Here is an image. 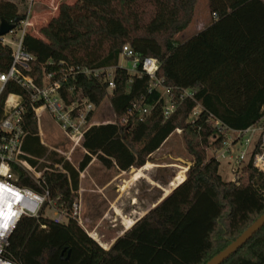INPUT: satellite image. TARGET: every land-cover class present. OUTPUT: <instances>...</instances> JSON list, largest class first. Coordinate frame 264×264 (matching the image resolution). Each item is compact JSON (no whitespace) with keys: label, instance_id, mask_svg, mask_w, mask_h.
Instances as JSON below:
<instances>
[{"label":"trees","instance_id":"1","mask_svg":"<svg viewBox=\"0 0 264 264\" xmlns=\"http://www.w3.org/2000/svg\"><path fill=\"white\" fill-rule=\"evenodd\" d=\"M72 1L60 3L37 36L24 34L22 46L33 57L30 76L40 86L43 73H52L61 81L63 102L78 110L84 102L95 110L107 98L115 120L83 132L84 154L75 168L41 144L34 109L42 103L29 101L16 83L5 84L0 113L7 95L22 97L23 158L42 173L49 195L36 217L18 219L2 257L14 264H206L264 214V173L247 163L237 183L224 182L217 159L206 155L222 147L221 128L244 130L264 116V2L208 0L215 19L177 43L197 0ZM17 17L25 14L1 0L0 20ZM125 45L139 59L136 73L119 66ZM10 55L0 37V73L8 70ZM144 58L157 60L156 78L170 88L167 117L161 92L141 72ZM185 89L194 90L192 98L179 99ZM197 104L200 111L191 118ZM177 129L191 159L185 176L143 217L125 220L128 230L103 249L73 215L79 173L93 158L107 170L136 171ZM12 172L18 186L42 192L23 169L13 166ZM49 203L64 214L62 222L43 215ZM221 264H264V225Z\"/></svg>","mask_w":264,"mask_h":264},{"label":"rangeland","instance_id":"2","mask_svg":"<svg viewBox=\"0 0 264 264\" xmlns=\"http://www.w3.org/2000/svg\"><path fill=\"white\" fill-rule=\"evenodd\" d=\"M1 1V0H0ZM14 3L18 13L27 14L29 12L30 26L26 30L37 36L38 30L51 17L56 15L58 5L62 2L72 3V0H5ZM208 0H197L195 13L190 24L176 36V42L182 43L194 36L200 26L208 20V14L205 12ZM207 24V23H206ZM18 25V24H17ZM21 26V25H20ZM11 37L8 36L6 38ZM119 66L132 73V63L123 58H119ZM111 74L112 70L105 71ZM39 137L47 146H52L57 155L64 157L72 166L77 167V160L82 158L81 147L71 154L68 158L65 156L71 142L49 110L39 109L35 114ZM114 114L111 110L108 99L106 98L95 110L85 127L91 125L113 122ZM225 139L230 136L223 133ZM244 150L240 142L232 145L229 152H225L222 147L215 151L210 148L206 150L208 157L214 156L218 161V175L224 182H231L233 175L231 167L234 166L235 158ZM249 151H246V158ZM146 164L136 170L127 173H120L114 169L107 170L96 159L80 175L77 191L76 219L78 224L86 231L88 235L107 245L116 237L120 236L125 229L124 221L132 219L137 221L143 217L149 210L158 204L165 196L166 191H171L177 182L185 176V173L191 165V159L186 154L181 137V131H174L162 144V146L149 156ZM247 161L243 162L246 163ZM138 178L132 181V177ZM121 180H124L123 183ZM126 184L125 192H119L120 187ZM168 193V194H169ZM167 194V195H168ZM57 209L53 203H49L43 211V215L53 219L56 216ZM134 222V223H135Z\"/></svg>","mask_w":264,"mask_h":264},{"label":"built area","instance_id":"3","mask_svg":"<svg viewBox=\"0 0 264 264\" xmlns=\"http://www.w3.org/2000/svg\"><path fill=\"white\" fill-rule=\"evenodd\" d=\"M28 20L29 12L18 23L17 28L8 35L1 37L2 44L10 48L11 63L6 72L0 73V98L7 82L16 83L29 94V101H40L42 103L40 107L34 109V113L36 114L39 109L49 110L52 117L59 122L62 130L66 132L73 146H77L82 140L83 132L88 128L85 127L88 122L86 121V115L94 108L91 104L85 102L79 110L76 103L67 106L59 96L61 81L54 79L52 73H43L40 86L33 81L30 76L33 57L22 46L23 36L27 32L26 28L30 26ZM10 35L11 37L6 38ZM120 57L129 60L132 63V73H136L139 59L127 45L122 47ZM140 67L141 72L148 76L150 80V88L161 92L165 102L163 114L167 117L173 111V101L170 88L164 86L161 79L156 78L157 60L144 58ZM84 72L88 73V71ZM107 76L110 79L108 86L111 89L113 87L111 74H107ZM193 93V89L182 90L179 99L192 98ZM11 97L13 98L12 101H10ZM21 103V96L9 94L3 101L0 113V185H4L10 190L2 193L0 211H3L4 217L14 213L8 221L7 228L0 226V264H14L2 257L11 231L21 216L36 217L49 195L44 186L42 173L38 172L36 167L29 165L23 158L22 143L25 132L21 120ZM74 111L77 112L76 115L73 114ZM199 111L200 106L197 104L191 113V118L197 117ZM142 113H148V109L143 108ZM214 125L218 127L219 122H214ZM175 131H178V129ZM220 131L222 134L228 133L230 135L223 142L225 152H229L230 147L238 142L244 147V150L235 158L234 166L231 167L232 182H238L241 167L247 163H251L252 167L258 172L264 173V116L244 130L235 131L223 127ZM247 150L249 154L246 158ZM245 161L247 162L243 163ZM13 166L23 169L42 188V192L18 186L16 184L17 178L12 172ZM13 192L19 195V199L12 195ZM8 205H11V207L9 208ZM76 211L77 205H74L73 215L75 216L77 215ZM4 217H0V225L4 223ZM63 219L64 214L60 211H57L56 216L53 218L56 223L62 222Z\"/></svg>","mask_w":264,"mask_h":264},{"label":"water","instance_id":"4","mask_svg":"<svg viewBox=\"0 0 264 264\" xmlns=\"http://www.w3.org/2000/svg\"><path fill=\"white\" fill-rule=\"evenodd\" d=\"M20 21L21 20L18 17L15 18L12 22L1 19L0 20V37L8 35L11 31H13L16 28V25L20 23ZM263 225H264V214L261 215L256 221H254V223H252V225H250V227H248L238 238H236L232 243H230L225 249L219 252L211 260H209L206 264H221L231 255H233L239 248H241ZM67 258L68 257H66L65 260H67Z\"/></svg>","mask_w":264,"mask_h":264},{"label":"crops","instance_id":"5","mask_svg":"<svg viewBox=\"0 0 264 264\" xmlns=\"http://www.w3.org/2000/svg\"><path fill=\"white\" fill-rule=\"evenodd\" d=\"M263 2H264V0H262ZM196 9V8H195ZM205 12H207V14H208V20L206 19V22H204V24H202L201 26H200V29L198 30V32L199 31H201L202 29H204L208 24H210V22L213 20V19H215V16L214 15H211L210 14V12H209V7H208V5H207V8L205 7ZM194 13H195V10H194ZM207 23V24H206ZM42 110V109H41ZM37 129H38V125H37ZM38 136H39V131H38ZM39 139H40V137H39ZM68 140L71 142V146L69 147V150L67 151V154L65 155L67 158H68V160H69V157L71 156V154L72 153H74L75 151H77L78 149V147H81V141H80V143H79V145H77V146H73V144H72V141L69 139V137H68ZM40 142H41V144L43 145V146H45L46 148H49V149H51V150H54L53 149V147L52 146H50V147H47L42 141H41V139H40ZM82 149V148H81ZM50 151V150H49ZM54 151H56V150H54ZM56 152H58V151H56ZM81 152H82V154H84V151H83V149L81 150ZM83 156V155H82ZM80 160H77V163L79 162ZM93 161H91L90 163H92ZM132 179V178H131ZM122 181V183H123V181L124 180H121ZM132 181H133V179H132ZM126 184H128V183H125V184H123V186H121L120 187V190H119V192H122V194L125 192V190H127L126 189ZM173 188H175V187H173ZM123 234V233H122ZM121 234V235H122ZM90 237H92L94 240H96L94 237H93V235H89ZM117 238V237H116ZM97 241V240H96ZM98 243H99V245L103 248V249H108L109 247H110V245L114 242V240H112L109 244H107V245H105V244H103V243H101V242H99V241H97Z\"/></svg>","mask_w":264,"mask_h":264},{"label":"snow or ice","instance_id":"6","mask_svg":"<svg viewBox=\"0 0 264 264\" xmlns=\"http://www.w3.org/2000/svg\"><path fill=\"white\" fill-rule=\"evenodd\" d=\"M10 191L9 189H7L4 185H0V199H2V193L3 192H8ZM13 196L16 197V199H19V195L17 193H12ZM8 207L10 208L11 205H8ZM11 215H14V213H10L7 217H4V213L3 211H0V217H4V223L0 226L7 228L8 227V221L10 220Z\"/></svg>","mask_w":264,"mask_h":264},{"label":"bare ground","instance_id":"7","mask_svg":"<svg viewBox=\"0 0 264 264\" xmlns=\"http://www.w3.org/2000/svg\"><path fill=\"white\" fill-rule=\"evenodd\" d=\"M12 99H13V98L11 97V98H10V101H12ZM177 185H178V184H177ZM177 185H176V186H177Z\"/></svg>","mask_w":264,"mask_h":264}]
</instances>
